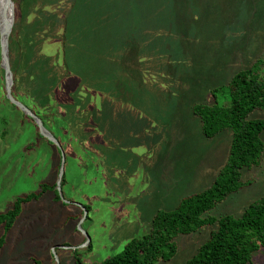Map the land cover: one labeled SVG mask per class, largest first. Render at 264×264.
I'll return each instance as SVG.
<instances>
[{"label": "rangeland", "instance_id": "1", "mask_svg": "<svg viewBox=\"0 0 264 264\" xmlns=\"http://www.w3.org/2000/svg\"><path fill=\"white\" fill-rule=\"evenodd\" d=\"M13 2L11 93L62 151L8 100L0 66V213L55 185L22 204L0 264L100 261L146 233L159 209L207 188L225 163L232 130L206 137L192 107L264 59V0ZM241 179L203 216H240L264 195V149ZM215 226L176 235L175 254L155 264H183ZM247 264H264V247Z\"/></svg>", "mask_w": 264, "mask_h": 264}, {"label": "trees", "instance_id": "2", "mask_svg": "<svg viewBox=\"0 0 264 264\" xmlns=\"http://www.w3.org/2000/svg\"><path fill=\"white\" fill-rule=\"evenodd\" d=\"M212 94L214 101L194 104L193 114L200 119L206 137L230 128L232 138L227 159L211 184L182 197L173 209H159L146 233L129 239L119 252L88 264H155L158 260H169L177 248L174 237L194 232L205 224L216 226L183 264H247L252 252L264 247V195L248 204L240 216H203L244 185L243 167L260 162L264 118L249 115L256 109L264 110V59H257L251 67L236 72ZM218 97L224 100L219 102ZM54 187L44 183L38 193L16 198L8 210L0 213V247L5 231L12 226L22 204ZM56 199H59L57 193ZM75 261L85 264L79 257Z\"/></svg>", "mask_w": 264, "mask_h": 264}, {"label": "water", "instance_id": "3", "mask_svg": "<svg viewBox=\"0 0 264 264\" xmlns=\"http://www.w3.org/2000/svg\"><path fill=\"white\" fill-rule=\"evenodd\" d=\"M13 15H14L13 0H0V66L4 71L6 97L18 108H20L25 114L29 115L35 120L36 124L39 127L40 135L47 137L49 140L55 142L62 151L58 140L43 127L41 120L31 111V109L26 107L24 104H22L12 96L11 87L13 84V73L11 71L10 59H9V36L12 30V25L14 20ZM61 153L63 155V152ZM62 174H63V162H61L60 164V173H59V181H58L59 185ZM59 185L58 187H60Z\"/></svg>", "mask_w": 264, "mask_h": 264}]
</instances>
